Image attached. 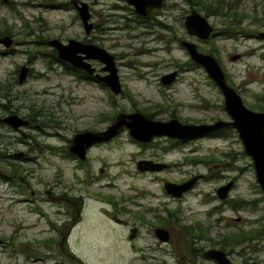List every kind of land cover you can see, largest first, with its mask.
Listing matches in <instances>:
<instances>
[{
	"label": "rangeland",
	"instance_id": "374dc122",
	"mask_svg": "<svg viewBox=\"0 0 264 264\" xmlns=\"http://www.w3.org/2000/svg\"><path fill=\"white\" fill-rule=\"evenodd\" d=\"M72 1L0 0V33L9 32L15 39L10 48L0 45V114L3 106H13L45 130H31L36 139L30 155L39 159L32 163L23 164L8 155L27 150L25 146L18 143L7 149L0 138L1 234L8 236L13 226L23 224L31 229L21 232L22 241L24 237L39 241L52 234L55 239V227L61 226L64 217L63 205L42 193L36 213L18 202L25 194L14 193L6 182L14 162L18 169L34 175L29 180L37 191L48 188L58 194L72 187L69 191L75 196L80 190L88 191L96 223L79 224L70 240V250L86 264H194V260L212 264L199 257L200 249L217 248L215 243L228 240L232 233L264 228V193L237 130L180 144L161 137L148 146L126 131L114 142L93 149L90 162L79 169L66 147L76 132L104 128L110 117L121 111L145 110L155 119L176 117L195 124L231 120L222 91L205 68L192 60L183 40L215 55L247 107L255 110L264 105V39L258 36L264 31V0H166L158 10L160 17L146 20L127 0H81L89 4L95 25L89 34ZM193 9L215 27L209 39L188 33L185 16ZM239 18L244 31L225 36L222 30L238 23ZM53 38L65 43L72 38L88 40L115 54L123 92L115 96L108 87L68 70L69 63L48 44ZM237 54L240 57L233 60ZM92 62L101 68L99 62ZM23 65L31 67V73L20 83ZM173 71L178 72L175 82L163 84L162 76ZM6 131L11 137L19 136ZM143 158L158 159L169 168L141 171L137 161ZM88 174L96 177L92 184L84 183ZM200 174L203 178L182 197L165 189L166 181L182 183ZM230 181L234 184L229 196L221 199L217 190ZM109 199L113 205L106 201ZM105 208H117L129 225L145 218L148 223L141 226L136 242L128 239L129 226L115 225L100 215ZM163 220L161 226L172 234L167 242H162L154 229ZM81 236L84 242L79 245L76 240ZM23 246L18 247L20 264H35L27 258L36 253ZM35 248L38 253L45 252ZM58 250L54 248V254H61ZM225 250L234 264H264V235L246 237ZM2 251L0 248V256L8 254Z\"/></svg>",
	"mask_w": 264,
	"mask_h": 264
},
{
	"label": "water",
	"instance_id": "95a60500",
	"mask_svg": "<svg viewBox=\"0 0 264 264\" xmlns=\"http://www.w3.org/2000/svg\"><path fill=\"white\" fill-rule=\"evenodd\" d=\"M134 6L137 13L141 15L149 14L153 9L163 6L164 0H127ZM80 18L83 22L87 34L91 33L94 28L91 22L90 7L87 2L81 0H73ZM185 27L190 35L197 36L202 40L209 39L215 31V27L211 25L209 20L198 10H193L185 19ZM258 36L264 39V31L258 33ZM0 43L9 48L13 45V38L10 35L0 37ZM48 44L55 48L58 57L69 62L75 67L87 70L90 74H94L95 68L91 60H98L103 64V71L106 75H97V78L104 81L110 90L119 95L123 91L118 72V65L115 54L107 50L105 47L95 43L83 42L77 39H69L63 42L58 38L48 41ZM183 46L188 51L192 60L202 65L208 72V75L216 82L224 95V108L230 115L231 120L219 119L213 123H185L180 119L173 117L169 120H159L152 118L141 111L119 112L116 119L104 130H84L74 134L68 140L69 150L81 159L87 158L88 149L98 143L111 140L113 137L119 136L124 131H128L129 135L142 143L152 142L156 138L169 137L179 140H191L202 137L208 133L218 131L220 129L234 128L238 131L239 136L244 144L245 151L253 159L256 177L264 193V111H256L247 107L239 92L228 82L227 75L219 62V60L211 53H205L198 49L196 43L189 40L182 41ZM240 56L234 55L235 60ZM29 67L23 65L20 69L19 81L23 83L28 76ZM178 77V72L173 71L162 76L161 81L165 85H171ZM20 117L16 115L7 116L1 121L18 127L25 125L27 121H20ZM137 167L141 171H161L168 167L165 162H156L154 160L141 159L137 163ZM203 177V175H195L189 180L182 183L171 181L165 182L166 191L176 197H182L184 193L192 189L195 184ZM233 187V181L218 188L217 193L221 199H226ZM133 229L130 239L136 237ZM156 235L160 240L168 241L170 232L165 228H158ZM208 255L219 261L220 264H231V259L225 251L219 249H211ZM72 256L81 264L83 260L71 252ZM251 264H262L254 261Z\"/></svg>",
	"mask_w": 264,
	"mask_h": 264
},
{
	"label": "flooded vegetation",
	"instance_id": "af4514ba",
	"mask_svg": "<svg viewBox=\"0 0 264 264\" xmlns=\"http://www.w3.org/2000/svg\"><path fill=\"white\" fill-rule=\"evenodd\" d=\"M165 3H166V0H164L162 7L153 9L149 14H147L145 16L141 15L139 13H138V15H140L141 18H144L145 20L149 19V18H152V19L157 18L158 19L160 17V12L158 10L163 8L165 6ZM135 11H136V9H135ZM186 17H187V15L185 16V19H186ZM94 27H95V25H94ZM6 35H10L12 37V35L9 32L0 33V37H4ZM86 41H88V40H83V42H86ZM14 42H15V39L13 38V44H14ZM181 43H182V41H181ZM0 45H3V44L0 43ZM8 52L9 51H4V53H8ZM92 61H95V62H99V61L98 60H91L93 67L96 69L94 74H90L85 69L75 67L72 64H70L69 62H68L69 64H66V66H67L68 70H70L71 72L77 73L80 76V78H82L86 81H90V82H97L101 87L105 86L107 88L108 85L104 81H102L101 79L97 78L98 74L101 76L106 75V72L103 71V69H102L103 64L99 62L102 66L100 69H98L95 66L94 62H92ZM30 73H31V67H29L28 76ZM86 75H88L90 77V79H86L85 78ZM112 94L115 95L113 92H112ZM112 94L110 95L111 97H113ZM115 96H117V95H115ZM2 98H3V95L0 94V99H2ZM3 107H4V109H3L4 113L0 114V127H1V129L4 131L5 130H11L16 134H19V136L11 137L7 131L6 132H4V131L0 132V138L4 141L5 147L7 149H10L13 147V145L19 143L20 145L25 146L27 148V150H19L18 152L8 153V155L12 156L14 158L16 157V159H18L23 164H26L29 162L32 163L33 161L37 162L39 159L35 160V156L31 157V155H30L31 152L33 151V147H32L33 143L32 142L36 139V137L31 133V130L32 129L44 130V129L42 128L41 125L36 124L34 122V118L32 116L18 112L16 109L13 108V106H3ZM256 111H260V110H256ZM132 112H134V111H132ZM127 113H130V112H127ZM117 114L118 113L113 114V116H112L113 119H111V121L109 122V124L106 127L101 128V129H93V131L106 129L111 123H113L115 121ZM11 115H16V116L20 117V119H21L20 121H27L28 123L25 125H19L18 127H15L12 124L1 121V119L5 118L7 116H11ZM43 125L48 126V124L46 122H43ZM233 129L234 128L225 129V130L229 131V130H233ZM220 130H222V129H220ZM124 132H126V131H124ZM218 132H219V130L212 132V133H208V134H206L202 137H199V138H204V137H208V136L212 137L214 135L217 136ZM123 133H121V134H123ZM118 137H120V135L113 137L111 140H109L107 142L92 145L87 151V158L86 159H81L76 154L72 153L69 150V142H68L67 147H66V149L68 151V157L75 161V163L78 165V169H79L83 166V164L90 162V153L93 149L97 148L98 146L108 145V144L114 142L115 140H117ZM164 138H167L168 140H172L173 142H176V144H180L183 142L194 140V139H191V140L184 141V140H179V139H172L169 137H164ZM196 139H198V138H196ZM155 142H156V139H154L152 142H147V143L140 142V143L142 145L148 146V145H153ZM0 154L1 155L3 154L1 144H0ZM3 156H7V155L4 154ZM143 159L154 160L156 162H162L158 159H152V158H143ZM138 161H137V163H138ZM11 167L13 169L11 170L10 174L7 175L8 180H6V182L11 183L10 187L14 190V193H19L20 195L25 194V198L20 199L18 202H23V203L27 204L28 208L31 210V212L36 213L38 211V208H39V206H38V195L40 193H42L41 194L42 196L45 195L46 198H49L50 200L56 201L57 203H60L63 205L64 217H63V222H62L61 226L59 227L57 224V226L55 227L54 231H56V233H57L55 239L53 238V234H52L51 236H47V238L42 237L41 240H39V241L36 239L30 240L29 237H24V241H22L23 238H22L21 232L22 231L27 232V230L31 229V227L29 225L23 226V224H18V226H13V230H12L11 234L8 236L3 235L0 232V248L4 249V251H2V252L8 253V254H5L3 256H0V264H20V262L18 260L19 256L17 253L19 250L18 247H20L22 245H24L22 247L24 250L27 249V246H30L31 249H29V250L27 249L28 252L34 251L36 253V255H33V253L31 255H29V257L27 258L28 263L33 262L35 264H70V260H71L73 262V264H81L76 259H74L72 256L68 255V253L71 252L72 254H75L73 251L70 250V240H71V237L73 236L74 229L79 224H83L84 226H86L87 224H94L95 225V223H96V216H94V212L92 210L94 203L88 202V199L92 198L90 195H87L88 191L86 192V191L80 190L79 195H77V196H75V194L70 193L69 189L70 188L72 189V187H70V188L65 187L64 191L61 193H58V194L54 193L51 189H48V188L44 189L42 192H40L34 188L33 183H31V181L29 180V178L30 177L32 178L34 175H32L29 172H26V170L18 169V168H20V166L14 162L11 165ZM167 168H169V165ZM101 172H104L103 168L101 169ZM151 172H157V171H151ZM255 172H256V170H255ZM88 177H90V178L86 182H84L83 180H81V181H83L84 183H87V184L88 183L92 184L96 177H92L89 174H88ZM233 184H234V181H233ZM164 186H165V184H164ZM93 200L95 201L96 199H93ZM106 201H108L111 205H113L111 202V199L106 200ZM42 213H44V212L42 211ZM102 213H103V215L106 216V218L109 220L108 222H110V223L112 222L115 225L129 226L130 232L128 235V239H129L130 243H134L138 240V238L141 234V226H145L148 223V222L147 223L144 222L145 218H143V219H141L142 222H139V223L137 222L138 224H130L129 225L130 222L128 220L123 219L119 216L120 212L117 211V208H113V209L112 208L111 209L105 208L103 212H100V215ZM165 221L166 220H163V221L158 222V224H155V225H157L154 228L155 234H156V230L158 228L167 229L166 227L161 226V225H164ZM133 229L135 230L134 232L136 234V237L133 239H130V235L132 234ZM169 232H170V238H171V236H172L171 231L169 230ZM81 238H82V236H81ZM170 238H169V240H170ZM76 241L78 243L80 242L79 245H81V244H83L84 239L82 238L81 240L79 239ZM161 241L167 242V241H163V240H161ZM225 241L226 240H224V239L219 240V242L215 243L217 248L213 247L211 249H219V250L225 251L227 253V251L224 249ZM36 246L40 249L43 248L45 252L43 254L38 253L36 251V248H35ZM54 248H56V249L59 248L61 254H57V253L54 254ZM211 249H208V250L200 249L199 254H198L199 257L201 259L204 258L206 260H209L212 264H220L218 260H216L215 258H213L207 254V252ZM75 255H77V254H75ZM77 256L83 260L84 264H86L85 260L81 256H79V255H77ZM194 264H196V260H194ZM231 264H234L232 262V260H231Z\"/></svg>",
	"mask_w": 264,
	"mask_h": 264
},
{
	"label": "trees",
	"instance_id": "16d2710c",
	"mask_svg": "<svg viewBox=\"0 0 264 264\" xmlns=\"http://www.w3.org/2000/svg\"><path fill=\"white\" fill-rule=\"evenodd\" d=\"M222 31H224L223 32L224 35L225 36H228V37L235 36L238 33H242L244 30L241 27V19L239 18V22L238 23L230 25L228 27V30L227 29H224ZM85 78L86 79H90V77L88 75H86ZM103 88H106V87L103 86ZM255 110L264 111V105L262 104L259 107L257 106ZM142 111L145 112L148 116H150V117L153 118V115L151 113H149L148 111H145V110H142ZM110 119H113V117H110ZM227 131L228 130H225V129L219 130L218 135L224 136ZM260 235H264V228H260L259 230L255 231V232H248L247 231V232H241V233H237V234L232 233V235L229 236L228 240L225 241V243H224V249H226V246L227 245L228 246L235 245L236 242L243 241L246 237L254 238V237L260 236ZM227 241H229V243Z\"/></svg>",
	"mask_w": 264,
	"mask_h": 264
},
{
	"label": "bare ground",
	"instance_id": "6f19581e",
	"mask_svg": "<svg viewBox=\"0 0 264 264\" xmlns=\"http://www.w3.org/2000/svg\"><path fill=\"white\" fill-rule=\"evenodd\" d=\"M55 4H57V3H55ZM51 6H52V5H51ZM193 10H196V9H193ZM193 10H192V11H193ZM192 11H191V12H192Z\"/></svg>",
	"mask_w": 264,
	"mask_h": 264
}]
</instances>
